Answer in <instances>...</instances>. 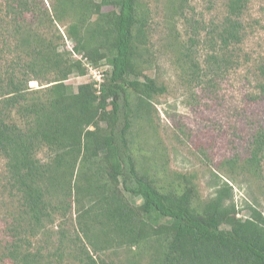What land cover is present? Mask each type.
I'll use <instances>...</instances> for the list:
<instances>
[{
	"label": "trees",
	"instance_id": "obj_1",
	"mask_svg": "<svg viewBox=\"0 0 264 264\" xmlns=\"http://www.w3.org/2000/svg\"><path fill=\"white\" fill-rule=\"evenodd\" d=\"M50 1L51 10L0 0V192L18 206L0 264H264V213L246 204L240 216L234 196L242 178L264 192V129L247 157L210 172L214 191L202 196L195 173L169 168L155 103L168 88L147 74L157 59L152 0ZM190 2L166 0L164 11L184 76L201 85L239 61L249 0H226L224 16L200 26ZM103 63L101 82L68 83ZM54 214L75 223L43 239Z\"/></svg>",
	"mask_w": 264,
	"mask_h": 264
},
{
	"label": "rangeland",
	"instance_id": "obj_2",
	"mask_svg": "<svg viewBox=\"0 0 264 264\" xmlns=\"http://www.w3.org/2000/svg\"><path fill=\"white\" fill-rule=\"evenodd\" d=\"M44 2L51 10V1ZM225 2L191 0L187 18L191 19L193 26L196 25L195 21L199 22V26L218 21L225 14ZM165 5L166 0L151 1L155 27L153 44L157 59L147 74L156 77L168 88V92L158 97L155 103L162 138L168 149L169 168L174 172L195 173L201 194L207 197L214 191L209 185L210 172L222 173L219 164L226 159L247 157L256 132L264 129V0H249L244 15L246 37L237 48L239 61L231 64L225 73L205 79L201 85L188 82L168 41L171 22L165 18ZM179 18L174 20L176 30L183 40H188L191 26L185 19ZM60 29L64 35V47L72 51L74 42L67 38L63 27ZM199 49L200 60L203 61L207 49L202 46ZM74 57L81 59L77 54ZM90 68L85 76H73L68 83L74 88L93 80L99 83L102 74L109 70L105 63ZM30 87L38 89L40 85L32 81ZM0 168H3L1 159ZM260 185L255 180L245 178L235 183V202L242 210L246 204H252L264 213V192ZM132 200L137 206L142 203L140 198ZM16 202L7 193L0 192V241L12 233L11 226H14V216L18 212ZM240 216L246 217L249 213L243 210ZM75 219V214H68L67 218L54 214L49 222V230L42 238L47 237L50 241L57 239L58 231L61 228L71 229ZM117 255L123 258L125 254L119 252ZM59 264L78 263L72 257H65Z\"/></svg>",
	"mask_w": 264,
	"mask_h": 264
}]
</instances>
